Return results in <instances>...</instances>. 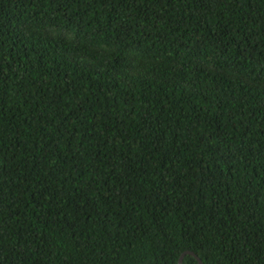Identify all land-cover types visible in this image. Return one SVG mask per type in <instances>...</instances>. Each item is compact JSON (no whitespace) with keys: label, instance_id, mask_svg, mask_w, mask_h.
<instances>
[{"label":"trees","instance_id":"16d2710c","mask_svg":"<svg viewBox=\"0 0 264 264\" xmlns=\"http://www.w3.org/2000/svg\"><path fill=\"white\" fill-rule=\"evenodd\" d=\"M186 250L264 264V0H0V264Z\"/></svg>","mask_w":264,"mask_h":264},{"label":"water","instance_id":"95a60500","mask_svg":"<svg viewBox=\"0 0 264 264\" xmlns=\"http://www.w3.org/2000/svg\"><path fill=\"white\" fill-rule=\"evenodd\" d=\"M186 253H190V254L194 255V257L196 258L198 264H203L202 260L195 253H193L192 251H189V250H186L185 252H182L180 254V256H179L178 261H177L176 264H183V256Z\"/></svg>","mask_w":264,"mask_h":264}]
</instances>
